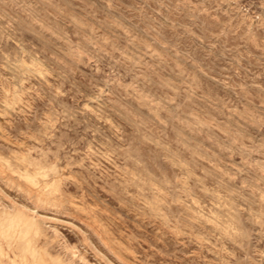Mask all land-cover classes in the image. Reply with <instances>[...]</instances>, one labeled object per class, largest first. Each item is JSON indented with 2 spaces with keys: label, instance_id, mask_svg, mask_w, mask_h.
Masks as SVG:
<instances>
[{
  "label": "rangeland",
  "instance_id": "rangeland-1",
  "mask_svg": "<svg viewBox=\"0 0 264 264\" xmlns=\"http://www.w3.org/2000/svg\"><path fill=\"white\" fill-rule=\"evenodd\" d=\"M0 264H264V0H0Z\"/></svg>",
  "mask_w": 264,
  "mask_h": 264
}]
</instances>
